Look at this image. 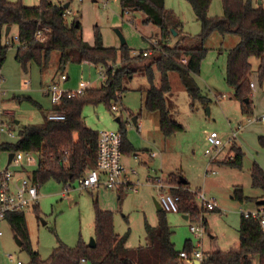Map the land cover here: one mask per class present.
<instances>
[{
    "label": "rangeland",
    "instance_id": "rangeland-1",
    "mask_svg": "<svg viewBox=\"0 0 264 264\" xmlns=\"http://www.w3.org/2000/svg\"><path fill=\"white\" fill-rule=\"evenodd\" d=\"M11 3L21 2L25 7H36L40 0H8ZM65 9L64 20L70 24L77 20L81 26V37L84 43L93 45L94 30L98 28L104 47L118 49L120 40L117 32L125 40L131 57L147 53V57L155 53L152 48L157 44L160 49V37L157 27L142 24L143 15L139 12L121 13L119 2L107 0L106 8L102 4L106 0H49ZM254 7L264 9V0H251ZM165 8L172 10L182 23L181 32L190 40L182 42V37L169 39L168 45H193L200 33V24L185 0H164ZM208 15L222 16L221 0H211ZM16 27L11 33L3 36V44L9 46L5 60L0 65V119L12 128V137L1 138L4 143L14 144L18 133L24 126L41 125L46 113L53 106L45 91L52 84L59 83L61 75L67 80L59 83L62 91H76L81 82L87 89H97L103 82L100 66L86 63L69 62L61 66L60 54L52 52L49 62L42 70L32 64L27 74L23 73L14 59L16 45H11V39L16 37ZM239 41L234 34L221 36L218 32L210 33L204 40L206 50L200 65L198 76L194 81L206 105L200 101H191L179 81L176 73H169L171 93L167 96V107L170 118L182 126L183 130L170 137H164L159 129L158 114L149 112L144 107V91L147 87L146 78L135 76L127 85L126 91L116 103L112 112L103 104L85 106L82 119L85 127L95 131H119L120 125L125 129V137L133 151L124 154V163L129 169L136 171L131 180L136 183L134 190L123 191L122 188L107 190L103 187L94 190L80 188L79 180L70 188H64L54 181H48L39 187L38 214L28 210L24 212L29 242L42 260L47 259L58 244L74 247L79 239L87 245L94 235L93 202L104 211L112 214V224L115 234L127 236L126 247L135 249L147 244L145 225L156 227L158 195L151 183L155 177L163 182L169 181L170 189L177 185L169 177H181L188 182L190 192L199 189L206 198L214 200L219 213L201 212L195 221L185 220L182 213H166L167 224L172 231L171 241L177 251H181L186 241L194 250L210 249L211 236L216 246L222 250L229 249L238 238L239 210H249L254 203L239 204L231 199L233 189H240L243 196L258 200L262 192L251 186L250 169L257 164L264 171V148L258 145V137H264V131L257 123H250L264 113V80L260 83L257 76L258 61L250 59L251 73L249 82L255 84L250 88V113L241 112V103L235 99L234 91L225 83L226 56ZM116 68L117 64L111 65ZM17 99H20L18 101ZM26 99L36 102L41 108L34 107ZM9 112V113H8ZM10 114V115H8ZM136 118V125L132 123ZM18 123H17V122ZM237 123L242 124L234 144L243 153L240 168L223 164L218 166L209 163L204 157L205 133L215 132L223 140L230 136L231 128ZM231 149V147L229 148ZM226 149V152L229 151ZM154 154V157H150ZM7 153L0 154V171L7 167ZM32 165L28 164L26 154L17 153L15 159L18 165L8 166L11 172L31 174L38 163V156L33 154ZM216 171L215 176H208L207 170ZM22 172V173H24ZM64 192V196L62 193ZM198 206V201L195 199ZM199 207V206H198ZM200 208V207H199ZM201 209V208H200ZM203 209H201L202 211ZM206 218L208 223L201 237L190 231V226H199V218ZM199 245V247H198ZM7 255L13 257L9 261ZM28 264L27 252L15 242L8 223L0 220V264ZM90 264V263H84ZM253 264H257L254 259Z\"/></svg>",
    "mask_w": 264,
    "mask_h": 264
},
{
    "label": "trees",
    "instance_id": "trees-1",
    "mask_svg": "<svg viewBox=\"0 0 264 264\" xmlns=\"http://www.w3.org/2000/svg\"><path fill=\"white\" fill-rule=\"evenodd\" d=\"M117 1L122 14L139 12L143 15L142 24L158 28L160 49L153 47V56L140 54L131 57L126 44L120 45L118 49L104 47L97 27L93 45L84 43L80 24L77 20L66 23L65 9L60 4L40 0L36 7H25L21 2L0 0V65L9 48L3 44L6 28L16 27L14 59L25 74L32 64L40 70L46 67L52 52L60 54L61 66L69 62L86 63L104 70V79L99 88L86 89L83 94L72 98L63 97L61 104L53 107L54 111L64 116L63 121H48L45 116L41 125L24 126L18 133L16 143L0 142V154L38 156L37 168L31 173V179L39 187L54 181L64 188H70L72 183L96 166L98 132L85 127L82 110L85 106L98 104L111 110V103L120 100L126 85L135 76L146 78L144 107L158 114L161 134L170 137L181 132L182 126L170 118L167 107V96L171 93L169 73L178 75L191 101L206 105L207 100L201 96L194 77L198 76L206 54L204 40L214 31L221 36L234 34L239 37L238 43L227 53L224 80L233 89L235 99L241 103L242 114L250 113V59L258 61V80L260 83L264 80V9L254 8L251 0H221V17L208 15L211 0H185L200 24V33L195 38V44L180 45L178 42L173 47L167 44L173 38V33L175 37H182L185 43L190 37L183 35L181 22L171 10L165 8L164 0ZM44 29L49 31L45 32L47 38L41 43L35 39V35L39 31L44 32ZM14 43L11 39L10 46H14ZM181 59H185V64L181 63ZM115 64L116 68L111 67ZM26 100L34 107L41 108L31 99ZM119 133L122 137V153L127 155L133 149L126 140L122 125ZM257 142L264 148V137H258ZM230 152L234 155L233 161L223 165L240 168L243 158L241 149L232 143ZM169 177L177 185V189H172L170 193L178 197V212L191 221H195L201 212H209L201 211L196 205V192H190L188 184H181V177ZM250 180L251 186L259 189L264 198V171L257 164H253L250 169ZM122 190L126 191L124 188ZM231 199L239 204L257 202L243 196L240 189H233ZM32 211L38 214V206ZM93 211V246L81 239L74 247L60 243L45 260L30 246L24 212L7 214L4 220L14 237L21 242L20 247L27 252L28 264H80L81 260L90 264H186L179 259V254L184 252L190 258L194 251L189 241L185 242L181 251L175 249L171 241L172 231L167 224L166 213L162 210L157 211L156 227L145 225L147 244L135 249L126 247L127 236L115 234L111 212L101 210L96 201L93 202ZM203 226L206 228L205 220ZM203 256L199 264H253L254 259L257 264H264V233L257 221L241 216L237 241L227 251H222L212 239L210 249L204 251Z\"/></svg>",
    "mask_w": 264,
    "mask_h": 264
},
{
    "label": "built area",
    "instance_id": "built-area-1",
    "mask_svg": "<svg viewBox=\"0 0 264 264\" xmlns=\"http://www.w3.org/2000/svg\"><path fill=\"white\" fill-rule=\"evenodd\" d=\"M108 1L102 4L103 8H106ZM128 14V13H127ZM49 31L44 29V32L39 31L35 35V39L38 42H44L47 38L45 32ZM13 42H17V37L12 39ZM157 47V44L154 46ZM142 56H147L146 52L142 53ZM181 63L185 64V59H181ZM100 76L104 79V73L100 71ZM67 80L65 75H61L59 83H63ZM59 83L52 84L45 91L46 96L49 98L53 107H58L61 104L62 98H72L76 95H81L87 89L86 84L81 82L76 91H62L59 88ZM253 82L249 83L251 90L255 89ZM112 112H117L115 105L111 107ZM48 121L58 122L63 121L64 116L58 112L52 110L46 115ZM250 123H257L264 131V113L259 117L249 120ZM136 125V123H135ZM242 124H236L231 128L230 136L223 140L217 133L209 132L205 133V149L203 152L210 164H224L226 162H232L234 159L233 153L230 152L232 143L236 140L238 134L242 130ZM2 133L10 134L5 122L0 120V135ZM226 149L229 151L226 152ZM32 154H26L28 164L32 165L34 159ZM150 157H154L151 154ZM124 155L122 153V137L119 131H100L97 137V156L96 166L88 170L85 175L79 180L80 188L94 190L103 187L107 190H113L116 188H124L126 191L134 190L136 183L131 181V177L136 176V171L129 169L123 163ZM12 163L18 165V161L14 157ZM8 166L0 171V220L4 219L7 214L25 212L32 210L38 206L39 201V186L35 184L31 179V174L24 172V168L20 169L21 172H11L8 170ZM24 172V173H22ZM208 176L215 174L214 171H207ZM155 182L151 185L155 188L158 195V205L160 209L165 213H177L178 212V197L170 193L169 181L163 182L160 177H155ZM64 196V192L62 193ZM196 200L198 206L205 211H214L217 209L214 200L206 198L202 192L196 193ZM264 200V199H263ZM240 215L244 218H250L259 223L261 231L264 233V205L257 206L252 211H240ZM199 226H190V231L197 237H201L204 231L203 218L197 220ZM199 247V245H198ZM202 250H194L190 256L182 252L179 254V259L185 261L186 264H194L195 261L199 263L203 259ZM10 262H13V257L7 255ZM85 261L81 260L80 264H84ZM16 264H21L17 262Z\"/></svg>",
    "mask_w": 264,
    "mask_h": 264
},
{
    "label": "crops",
    "instance_id": "crops-1",
    "mask_svg": "<svg viewBox=\"0 0 264 264\" xmlns=\"http://www.w3.org/2000/svg\"><path fill=\"white\" fill-rule=\"evenodd\" d=\"M115 1H117V0H115ZM254 7V6H253ZM254 8H256V7H254ZM169 10V9H168ZM172 11V10H171ZM182 24V23H181ZM182 29V28H181ZM11 31H12V28H10V31H9V33H11ZM16 33H17V30H16ZM188 36V35H187ZM16 44V42L14 43V45ZM15 53H16V49L14 50V58H15ZM53 110V109H52ZM9 113V112H8ZM49 113V112H48ZM48 113H46V115L48 114ZM0 115H2V113L0 112ZM8 115H10V114H8ZM1 120V119H0ZM135 120H136V118H135ZM1 121H3V120H1ZM17 122V121H16ZM18 123V122H17ZM133 123V122H132ZM237 124H241V123H237ZM6 125H7V127H8V131H9V133L10 134H7V133H2L1 135H0V142L1 143H4L3 142V140H1V138H3L4 136H8V137H12L13 136V134H12V128L11 127H9V125L6 123ZM204 144H205V142H204ZM123 159H125V157L123 158ZM7 161H8V155H7ZM123 163H124V161H123ZM124 165L127 167V165L124 163ZM214 165V164H213ZM217 166L219 165V164H216ZM207 171H213V170H207ZM206 171V172H207ZM215 172V174L214 175H212V176H215L216 175V171H214ZM131 178H134V177H131ZM130 178V179H131ZM132 181V180H131ZM186 181V180H185ZM133 182V181H132ZM186 184H188V182L186 181ZM187 189L188 190H191L190 189V186L189 185H187ZM198 190V192H201L199 189H196L195 191H197ZM258 200H256V201H260V200H263L264 198L261 196L260 198H257ZM257 207V205H256V203H254V207H252V208H250L249 210H243V209H240L239 210V215H240V211H252V210H254L255 208ZM220 212V210H218V208L215 210V212L214 213H219ZM240 217H241V215H240ZM183 218L185 219V220H187L188 218H187V216H183ZM240 219V218H239ZM204 220H205V222H206V228H207V230H208V223H207V220H206V218L204 217ZM239 222H240V220H239ZM238 228H239V223H238ZM238 228H237V233H238ZM211 239H214V237H210ZM92 239H93V237H92ZM222 250V249H221ZM222 251H227V250H222ZM86 263V262H85Z\"/></svg>",
    "mask_w": 264,
    "mask_h": 264
},
{
    "label": "water",
    "instance_id": "water-1",
    "mask_svg": "<svg viewBox=\"0 0 264 264\" xmlns=\"http://www.w3.org/2000/svg\"><path fill=\"white\" fill-rule=\"evenodd\" d=\"M67 8H68V4L64 5V9H67ZM9 31H10V27H7L6 28V35L9 33ZM117 36L119 37L120 45H124L125 44V40L123 39V37L121 36V34L119 32H117ZM173 37H175V33H173ZM245 102L247 103V100H245ZM135 121H136L135 118H133V120H132L133 124H135ZM13 157H14L13 153L8 154L7 166L11 163ZM180 181H181V184H183V185L186 184V181L184 179H180ZM256 205L257 206L264 205V200L257 201ZM156 207H157V211L161 210L160 206L158 205V203H156ZM15 242H16V244L19 247L21 246V242L17 238H15ZM88 245L91 246V247L93 246V239H90V242H89ZM194 264H199V262L195 261Z\"/></svg>",
    "mask_w": 264,
    "mask_h": 264
}]
</instances>
